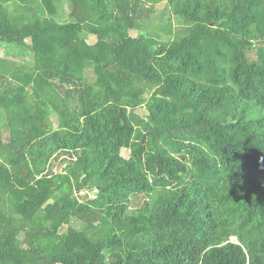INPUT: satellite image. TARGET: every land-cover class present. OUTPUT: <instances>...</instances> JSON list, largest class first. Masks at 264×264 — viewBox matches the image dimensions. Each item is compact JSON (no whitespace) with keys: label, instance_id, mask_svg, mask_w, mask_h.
Wrapping results in <instances>:
<instances>
[{"label":"trees","instance_id":"1","mask_svg":"<svg viewBox=\"0 0 264 264\" xmlns=\"http://www.w3.org/2000/svg\"><path fill=\"white\" fill-rule=\"evenodd\" d=\"M0 44V264H264V0H0Z\"/></svg>","mask_w":264,"mask_h":264},{"label":"rangeland","instance_id":"2","mask_svg":"<svg viewBox=\"0 0 264 264\" xmlns=\"http://www.w3.org/2000/svg\"><path fill=\"white\" fill-rule=\"evenodd\" d=\"M10 8H13V5H10ZM44 9L46 11V14L56 13V16H58L57 18L61 19V22L71 21V19L67 16L68 8L66 1H62L61 6L57 7V9L53 6L52 2L48 1L44 4ZM168 20H170V23H168ZM183 22L184 21L182 19L178 18L175 15V12L172 11L167 2H159L156 4L155 10L150 14L149 21L144 26H142V28L132 30V34L141 39L150 38L151 42L156 44L158 41L171 39L177 31L178 26L182 25ZM82 36L92 46L106 44V42L98 40L93 34L83 33ZM10 50V46H4L3 44H0V58L6 55L9 58L15 59L17 63L21 64L25 68L26 66L31 65L33 58V54L31 51L28 50L26 52H23L22 55H16L15 57L11 54H6L8 51L10 52ZM136 111L139 113H143L144 108L139 107L136 109ZM53 120L57 124L59 123L57 118L53 117ZM124 151L128 152V150L126 149ZM62 157L63 155H60L57 158L51 159L50 167L53 170L58 171L62 169L64 165V162H61ZM90 195H94V192H90ZM72 225L76 226L77 228L81 227V224L77 221H73ZM65 228L66 226H64L63 229Z\"/></svg>","mask_w":264,"mask_h":264},{"label":"water","instance_id":"3","mask_svg":"<svg viewBox=\"0 0 264 264\" xmlns=\"http://www.w3.org/2000/svg\"><path fill=\"white\" fill-rule=\"evenodd\" d=\"M76 194H77L78 198H81V199L84 198V196L83 197H80V194L78 192H76Z\"/></svg>","mask_w":264,"mask_h":264}]
</instances>
